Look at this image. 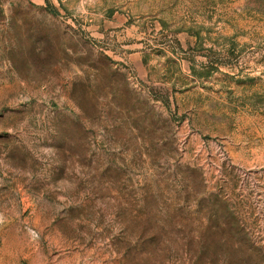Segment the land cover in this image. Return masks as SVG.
Wrapping results in <instances>:
<instances>
[{
    "label": "rangeland",
    "instance_id": "rangeland-1",
    "mask_svg": "<svg viewBox=\"0 0 264 264\" xmlns=\"http://www.w3.org/2000/svg\"><path fill=\"white\" fill-rule=\"evenodd\" d=\"M126 1L0 0V264H264V0Z\"/></svg>",
    "mask_w": 264,
    "mask_h": 264
},
{
    "label": "crops",
    "instance_id": "crops-1",
    "mask_svg": "<svg viewBox=\"0 0 264 264\" xmlns=\"http://www.w3.org/2000/svg\"><path fill=\"white\" fill-rule=\"evenodd\" d=\"M136 0H130V1H126V2H130V6L133 7V4ZM211 1H215V0H211ZM60 2H64V0H60ZM122 3V4H126ZM162 3L161 6L164 8H171L174 7L176 5H178V7H182V8H194L197 11H195V13H201L202 14V8H203V2L204 0H147L148 6H150L151 8L154 7H158L159 3ZM150 3V4H149ZM177 3V4H176ZM59 5V3H58ZM50 6L52 8H56V5H53L52 3L50 4ZM84 12V11H83ZM132 14V12H130ZM85 17L88 19L91 16L86 13ZM130 15H129V11L127 12H123V11H115L113 15L107 14L106 17H104V19L102 20V24L104 25V30L102 31V34H100L101 38H105L106 33L107 32H112V30H116V29H121L119 31H123V27L124 25L130 20ZM134 17V16H133ZM202 19V18H200ZM93 20L90 18L89 22H92ZM201 23H203L201 21ZM116 32V31H115ZM118 33V32H117ZM116 33V34H117Z\"/></svg>",
    "mask_w": 264,
    "mask_h": 264
},
{
    "label": "trees",
    "instance_id": "trees-1",
    "mask_svg": "<svg viewBox=\"0 0 264 264\" xmlns=\"http://www.w3.org/2000/svg\"><path fill=\"white\" fill-rule=\"evenodd\" d=\"M231 217L233 218L231 222L234 221V222L236 223V225H238V224H239L238 217L235 216V215H233V216H231ZM231 222H230V223H231ZM227 223H228V222L225 221V222H223V224H221V225H219V226H223V225L226 226ZM239 225H240V224H239Z\"/></svg>",
    "mask_w": 264,
    "mask_h": 264
}]
</instances>
